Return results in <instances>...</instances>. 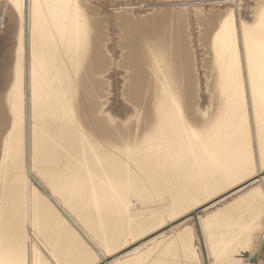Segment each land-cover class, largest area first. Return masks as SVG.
<instances>
[{"label": "bare ground", "instance_id": "bare-ground-1", "mask_svg": "<svg viewBox=\"0 0 264 264\" xmlns=\"http://www.w3.org/2000/svg\"><path fill=\"white\" fill-rule=\"evenodd\" d=\"M254 4L3 0L0 264H264Z\"/></svg>", "mask_w": 264, "mask_h": 264}, {"label": "rangeland", "instance_id": "rangeland-1", "mask_svg": "<svg viewBox=\"0 0 264 264\" xmlns=\"http://www.w3.org/2000/svg\"><path fill=\"white\" fill-rule=\"evenodd\" d=\"M227 1V8L228 9H230V10H234V12L235 11H239V12H243L242 13V16H243V19H244V21H246L248 24L249 23H251L252 22V20H251V17H250V14H249V11L251 10V9H253L254 7H255V4H254V1L255 0H226ZM2 2H3V0H0V14H1V9H2ZM215 5H217V6H219L220 4H216L215 3ZM226 7V6H225ZM225 7H223V8H225ZM109 9H110V7H108ZM134 10H136V9H134ZM141 10H142V8H141ZM14 12H15V10H14ZM112 27V26H111ZM111 27L109 26V32H110V34H112V35H110L111 36V38L113 39V38H115V39H117V28L113 25V29H111ZM115 29V30H114ZM115 35V36H114ZM110 54H112L111 52H110ZM118 58V57H117ZM198 58H202V55H200V56H198ZM198 60V59H197ZM110 89H111V87H110ZM111 93H112V91H110V95L109 96H111ZM123 104H125V102L123 103ZM206 105V104H205ZM263 176V175H262ZM260 191H261V189H260ZM220 196H218V197H216V198H212V200H209L207 203H204V204H202L199 208H196L195 209V212L197 213V215H191L192 216V219L190 220V222L189 223H191V221H192V223H193V226H195L194 228L195 229H197V223H196V217L197 216H204L205 215V213L207 212V211H209L210 209L211 210H213V209H215V205H216V207H219V206H221V204H223V203H225V202H229L230 201V199L231 198H228V200L226 199L225 201H223V203H219V204H214L213 206H211V207H209V208H206L208 205L207 204H211V203H214V201H216L218 198H219ZM235 198V197H234ZM214 200V201H213ZM218 205V206H217ZM206 206V207H205ZM205 208L204 210H203V208ZM201 208V209H200ZM198 211V212H197ZM203 211V212H202ZM205 211V212H204ZM263 213H264V210L262 211ZM201 214V215H199V214ZM186 216H182L181 218H179L180 220L181 219H183V218H185ZM177 221V220H176ZM195 223V224H194ZM184 226H187V225H180V227H184ZM168 229V226L166 225L165 227H163V229ZM181 228V229H182ZM162 228L159 230V231H155V232H153V233H151V234H149V235H146L145 237H143V238H141V240H138V241H136L135 242V244L133 243L131 246H129L128 248H131L132 246H135V245H137L138 243H140V241H142V240H144V239H146V238H148V237H151L152 235H155V234H158L161 230H163ZM138 242V243H137ZM124 250H126V249H124ZM124 250L122 251L121 250V252H124ZM202 258H203V256H202ZM258 258L259 259H262V260H264V256L262 257V255L261 256H258ZM257 257H256V259H258ZM205 262H204V258H203V262H202V264H204Z\"/></svg>", "mask_w": 264, "mask_h": 264}]
</instances>
